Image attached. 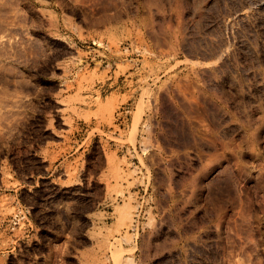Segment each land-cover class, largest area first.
<instances>
[{"label":"rangeland","instance_id":"rangeland-1","mask_svg":"<svg viewBox=\"0 0 264 264\" xmlns=\"http://www.w3.org/2000/svg\"><path fill=\"white\" fill-rule=\"evenodd\" d=\"M0 264H264V0H0Z\"/></svg>","mask_w":264,"mask_h":264}]
</instances>
